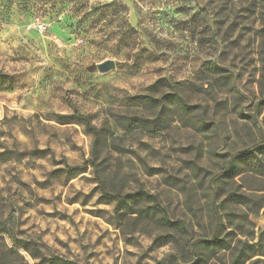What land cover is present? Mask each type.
I'll list each match as a JSON object with an SVG mask.
<instances>
[{
	"label": "rangeland",
	"instance_id": "obj_1",
	"mask_svg": "<svg viewBox=\"0 0 264 264\" xmlns=\"http://www.w3.org/2000/svg\"><path fill=\"white\" fill-rule=\"evenodd\" d=\"M30 1L0 0V264H264V151L218 178L264 133V0Z\"/></svg>",
	"mask_w": 264,
	"mask_h": 264
},
{
	"label": "trees",
	"instance_id": "obj_2",
	"mask_svg": "<svg viewBox=\"0 0 264 264\" xmlns=\"http://www.w3.org/2000/svg\"><path fill=\"white\" fill-rule=\"evenodd\" d=\"M28 1V0H27ZM79 2L80 0H41V2L39 3H34V1H30L33 2L32 6L40 12L43 13H49L52 11H57L58 9H60V7L64 6L67 2ZM11 83V80L5 76V75H0V87H4L7 86ZM180 103L184 104L183 99L181 98H177ZM72 118H74L73 120H76L78 123L83 124L86 132L90 135L93 136V139H95L94 142V146H97L99 144V142L101 141V129H99L96 125H94L93 123L90 122L89 117L87 116H83L81 114H75ZM252 118L255 120V122L257 123V119L255 118V116H252ZM260 135L262 137L261 141L251 147H248V149L242 150L241 152H238L236 154L233 155V157L230 159L229 164H228V168L227 170L218 175V178H221L224 174L231 172V170L233 169V164H234V160H236L239 157H242L243 155H248V154H252L256 151H264V133L260 130ZM92 165L96 166L95 161H92ZM86 167V164H84L83 166H76L74 168H68L67 170L70 172H77V171H82L84 170ZM254 174L257 176H260L264 179V159L260 160L257 164H256V169L254 171ZM217 178V179H218ZM102 194L103 197L106 200H110V201H116V214L117 216L120 215L121 211H125L126 209H128L130 207V202H137L139 201L140 197L142 196H146V194H144L143 192H139V193H135V194H128V195H120L118 193H111V192H107L106 190H102ZM235 200L239 203V204H244L247 205L246 203V198H244L241 195H234ZM154 199V198H153ZM264 205H262L259 209H263ZM163 224H165L168 227H174L177 226V223H171L167 216L165 215V218L163 219ZM18 243L20 245H24L25 249L29 251V253H31V256H33L34 258H40L41 261H45L48 264H73L70 263L68 261H61L58 258H48L46 259L43 256V253L41 250H39L37 248V245L35 243H28V242H24V241H18ZM256 255L255 252H252L251 255H248L245 257V260L248 262L251 260V258H253ZM264 256V255H263ZM242 257V256H240ZM238 256V259L240 258ZM257 262V261H255ZM255 262H253L252 264H254Z\"/></svg>",
	"mask_w": 264,
	"mask_h": 264
},
{
	"label": "water",
	"instance_id": "obj_3",
	"mask_svg": "<svg viewBox=\"0 0 264 264\" xmlns=\"http://www.w3.org/2000/svg\"><path fill=\"white\" fill-rule=\"evenodd\" d=\"M116 62L114 60H106L105 62L93 65L92 70L98 71L100 74H105L107 72L113 71L116 69Z\"/></svg>",
	"mask_w": 264,
	"mask_h": 264
}]
</instances>
